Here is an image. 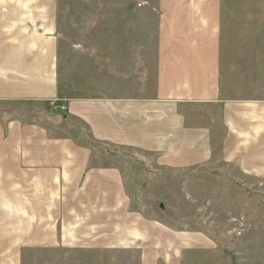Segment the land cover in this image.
<instances>
[{
  "label": "crops",
  "instance_id": "crops-1",
  "mask_svg": "<svg viewBox=\"0 0 264 264\" xmlns=\"http://www.w3.org/2000/svg\"><path fill=\"white\" fill-rule=\"evenodd\" d=\"M158 10L155 69L144 78L153 88L142 94L123 91L125 80L116 86L105 77L100 86L79 81L75 67L74 78L65 81L58 2L0 0V101L40 102L31 116L0 120V264H19L16 250L31 234L45 235L46 209L62 203L63 182H85V193L97 189L101 195L87 202L109 217L111 195H103L110 191L103 186L113 181L123 189V181H141V163L185 169L216 153L240 176L264 181V80L223 78L215 44L219 4L167 0ZM44 105L51 113L42 115ZM191 106L212 107L218 130L206 112ZM123 200L113 197L117 209Z\"/></svg>",
  "mask_w": 264,
  "mask_h": 264
},
{
  "label": "rangeland",
  "instance_id": "rangeland-1",
  "mask_svg": "<svg viewBox=\"0 0 264 264\" xmlns=\"http://www.w3.org/2000/svg\"><path fill=\"white\" fill-rule=\"evenodd\" d=\"M54 1L61 78H74L75 67L79 81L88 84L100 86L105 77L115 86L125 80L126 92L151 91L153 82L144 78L154 73L158 5L167 0ZM200 1L219 4L215 44L225 81L236 75L239 81L249 76L263 83L264 0ZM234 66L238 73L231 75ZM5 103L0 101L2 121L31 116L32 107H40V102ZM190 109L206 112L218 130L212 107ZM45 112L51 109L44 105ZM140 165L141 181H123V189L113 181L103 186L110 190L103 195H111L109 217L87 202L101 195L97 189L85 193V182H63L62 203L57 210L46 209L45 235L31 234L16 250L19 264H264V181L240 176L234 165L217 161L216 153L185 169ZM119 195L126 200L121 210L113 202Z\"/></svg>",
  "mask_w": 264,
  "mask_h": 264
},
{
  "label": "built area",
  "instance_id": "built-area-1",
  "mask_svg": "<svg viewBox=\"0 0 264 264\" xmlns=\"http://www.w3.org/2000/svg\"><path fill=\"white\" fill-rule=\"evenodd\" d=\"M58 109H59V110H64L65 107H64V106H58Z\"/></svg>",
  "mask_w": 264,
  "mask_h": 264
}]
</instances>
